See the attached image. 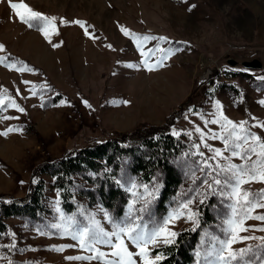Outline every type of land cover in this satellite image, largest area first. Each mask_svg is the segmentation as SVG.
<instances>
[{"label":"rangeland","instance_id":"374dc122","mask_svg":"<svg viewBox=\"0 0 264 264\" xmlns=\"http://www.w3.org/2000/svg\"><path fill=\"white\" fill-rule=\"evenodd\" d=\"M12 2L20 3L21 0ZM22 2L33 11L56 17L59 34L51 36L50 44L36 28L19 21L9 8L8 0H0V45H3L0 57L15 66L9 69L0 64V98L5 101L0 110V133L8 128L19 129L7 136L0 135V201L24 198L36 178L32 176L33 171L41 164L101 142L116 132H131L141 125H162L166 117L181 106L182 114L171 127L172 134L176 133L173 135L184 146L181 154L171 158L180 184L163 206L158 205L156 195L147 212L133 211V215L142 216V224H148L151 229L189 198L195 200L190 209L197 212L199 199L203 197L196 196L193 190L207 191L202 181L210 169L200 170L205 159L212 165H226V160L211 159L213 153L204 147V143L222 151L225 147L220 139L211 136L227 133L219 124L210 121L220 119L221 113L237 125L247 121L245 129L264 142V129L254 126L264 124V105L260 104L264 101V79H261L264 78V0ZM61 19L69 23L60 24ZM77 20L84 22L92 37L71 23ZM121 27L137 37L157 38L144 41L142 48L154 53L148 63L156 65L159 61V66L152 71L146 70L141 63L145 58L136 41L125 36ZM157 48L172 54L163 59L164 53L156 51ZM254 59L261 63L260 69L241 66L242 62ZM228 60L235 61L236 65H229ZM19 68L25 71H18ZM213 68L218 70V75L209 78ZM9 101H15L24 112L8 107ZM61 101L66 103L61 104ZM217 102L219 109L215 106ZM197 128L205 134L203 143ZM252 146L259 151V146L251 141L243 149ZM223 154L236 165L251 163L231 157L230 151ZM255 160L257 156L252 155V161ZM105 170L106 177L121 189L125 204L107 209L99 203L96 193L105 178L91 175L93 181L90 183L77 176L72 188L77 205L72 213L61 209L59 192L52 187L53 179L48 174L41 175L48 212L35 220L6 219L7 229L0 238V264H88L69 260L68 257L90 253L81 251L78 246L72 247L75 241L62 236V229L51 227L62 223L61 213L65 217H75L79 226H87L94 217L105 230H111L105 212L115 222L125 220L130 204L135 201V209L143 206L142 185L152 189L161 181L157 172L148 182L132 175L126 166L116 172ZM207 179L211 181L210 177ZM117 180L123 187L117 185ZM133 181L137 188L128 191ZM87 191L96 199L92 204L87 202ZM133 191L137 196H133ZM242 191L254 195L264 192V183L244 184ZM230 192V188H224V195H209L206 199L212 220L201 233L195 264H219L215 252L220 247L218 240L227 238L224 221L231 215L230 206L234 204V200L227 198ZM57 207L60 212L56 211ZM252 215H264V209L257 208ZM195 226L186 219L169 225L175 232ZM245 226L256 230L241 235L254 239L234 244L233 250L239 253L241 249L250 248L252 251L245 259L251 258L253 264H261L264 231L258 229L264 228V222L249 219ZM13 242L15 247H8ZM56 248L63 250L55 251ZM101 250L111 251L103 246ZM129 250L136 251L131 245ZM134 259L139 264V257ZM91 264L98 262L93 260Z\"/></svg>","mask_w":264,"mask_h":264},{"label":"snow or ice","instance_id":"6c2138e0","mask_svg":"<svg viewBox=\"0 0 264 264\" xmlns=\"http://www.w3.org/2000/svg\"><path fill=\"white\" fill-rule=\"evenodd\" d=\"M8 6L12 12L18 17L19 21L29 28H36L40 31L44 38L51 44V36L58 35L56 17H48L39 12L33 11L27 4L23 3H13L12 0H8ZM68 21L63 19L60 20V24H67ZM82 29H84L85 35L92 37L88 28L82 21H73ZM121 32L136 41V46L140 49V54L143 59L142 64L146 66L147 71L154 70V67L159 66V61L156 65H151L148 63L149 58L154 55L151 50L149 52L143 51L142 44L144 41L157 39L156 37H137L130 33L129 30L121 27ZM160 40H165L164 37H160ZM59 45H53V47H58ZM110 47V46H109ZM0 51H3V45H0ZM156 51L163 52V59H167L168 56L172 54L171 51L163 50L157 48ZM0 64H4L9 69L14 68V64L6 63V58L0 57ZM129 67H133L129 65ZM18 71H25L24 68L17 69ZM28 71H31L28 69ZM264 79V78H261ZM27 83V82H25ZM19 94V93H17ZM35 95V92H33ZM65 101H61V104H65ZM85 105L87 101H84ZM124 103H127L126 101ZM4 99L0 98V110L4 106ZM261 105H264V101H260ZM217 109L220 108L219 102L215 105ZM8 107L14 108L16 111L23 113L24 109L21 108L15 101H9ZM14 117H4V119H13ZM209 121H205V124ZM212 124H219L222 129L225 130L227 135L212 134V139H220L224 143V150L213 149L207 143H204V147L208 148L209 151L213 153L211 159H221L226 160V165H221L216 163L215 165L209 164L208 160L205 159L200 170L210 169V171L205 173L206 179L202 183L206 186L207 191L200 193L193 190L195 195L198 197H203L199 199L200 204H205L206 199L209 195H224L223 189L230 188L231 192L227 195L228 199L234 200V204L231 205V215L228 219L224 221L227 225L225 231L226 239L218 240L220 245L219 249L215 252L216 259L219 264H235V262H242V264H253L251 258L245 259L247 253L252 250L241 249L239 253L233 250V245L237 243H244L249 239H254L251 236H242L241 233H246L256 229L246 227V222L249 219H255L264 222V215H252V213L257 208L264 209V192L258 194H252L246 191H242V185L257 182L264 183V142H261V137L255 134L249 133L245 129V124L247 121H242L239 125L228 120L224 117L222 113L220 114V119H214L210 121ZM255 127L264 129V124L254 125ZM239 129V133H237ZM13 131H19V129L8 128L6 132L0 133V135L7 136L8 133ZM201 136V142L205 140V134L201 132L199 128L196 129ZM174 135L176 133H173ZM252 142L253 145L259 146V151L255 146L249 147L248 149H243L244 145ZM199 148V145H196ZM230 151L231 157H238L241 160L249 161L251 163H245L241 165H236L231 162V159L225 157L223 152ZM203 156V153H198ZM252 155L257 156V160L252 161ZM213 173H215L213 175ZM211 178V181L207 179ZM195 183V180L193 181ZM117 185L121 184L120 180L116 181ZM144 189V203L139 209H135V201L129 205V215L125 220L120 222L113 221L108 213L105 212L104 216L111 224V230H105L104 227L100 226L99 222L91 217V223L87 226H79L75 217H65L62 213L60 219L62 223L51 225L52 228L60 230L62 236H69L73 241L76 242L72 247H79L81 251H86L90 253L86 256H76L68 257L69 260H79L88 262L95 260L98 264H138L134 257H139V264H162L165 258V253L158 251L161 244L164 246H171L176 243V238L178 234L172 231L169 225L174 226V222L179 219H186L191 221L193 225L198 224V213L190 209L195 200L194 198H189L186 202L180 204L179 208L176 209L172 214L163 220L162 223L149 229L148 224H142V216L133 215V211H139L140 213H145L148 211L150 203L155 199L158 191L159 185L154 186V188L149 189L148 185H142ZM137 185L133 181L131 187L128 191L136 189ZM218 190H220L218 192ZM133 196H137L135 191L132 192ZM59 203V201H57ZM57 212L60 209L57 207ZM259 231H264V228L258 229ZM127 241V242H126ZM129 245L136 249L135 252L129 250ZM101 246L111 249V251H102ZM8 247L14 248L15 243L9 245ZM264 248V245H262ZM156 249L157 251H153ZM55 251H62L61 248L54 249ZM213 253H209L212 255ZM261 264H264V259H261Z\"/></svg>","mask_w":264,"mask_h":264},{"label":"trees","instance_id":"16d2710c","mask_svg":"<svg viewBox=\"0 0 264 264\" xmlns=\"http://www.w3.org/2000/svg\"><path fill=\"white\" fill-rule=\"evenodd\" d=\"M179 106L168 115L162 125H141L131 132L113 133L101 142L85 146L81 149L65 153L61 158L43 163L33 171L36 177L30 185L27 195L22 199L0 201V238L7 229L6 219L20 218L27 220L39 219L48 212L45 204L44 182L40 178L48 174L53 179L52 187L59 192L61 209L72 213L77 202L73 199L72 188L76 184L74 177L92 183L91 175L105 178L97 187L99 203L107 209L120 203L125 204L121 189L106 177V168L116 172L127 167L131 174L149 182L158 173L160 182L157 193L159 206H163L180 184L179 176L171 164V158L183 151V144L176 138L171 127L173 121L182 114ZM108 174V176H110ZM108 179V180H107ZM98 182V178L96 179ZM82 194V191H80ZM87 202L92 204L95 197L85 192ZM198 224L193 228L178 232L176 243L162 246L158 251L165 253L162 264H195L199 254V240L202 231L211 223L210 204L197 206ZM153 251H157L154 249Z\"/></svg>","mask_w":264,"mask_h":264},{"label":"water","instance_id":"95a60500","mask_svg":"<svg viewBox=\"0 0 264 264\" xmlns=\"http://www.w3.org/2000/svg\"><path fill=\"white\" fill-rule=\"evenodd\" d=\"M228 64L231 66L236 65V62L233 60H228ZM241 66H243L244 68L247 69H260L261 68V63L258 60H252V61H244L241 63ZM218 75V70L213 68L210 69V74H209V78H214Z\"/></svg>","mask_w":264,"mask_h":264}]
</instances>
